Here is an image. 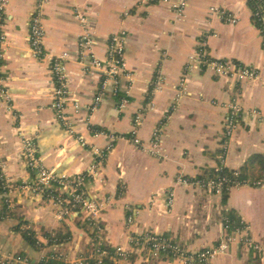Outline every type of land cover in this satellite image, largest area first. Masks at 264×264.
<instances>
[{
	"label": "crops",
	"instance_id": "0c3cea01",
	"mask_svg": "<svg viewBox=\"0 0 264 264\" xmlns=\"http://www.w3.org/2000/svg\"><path fill=\"white\" fill-rule=\"evenodd\" d=\"M183 1L181 12L176 4ZM36 11L46 32L42 56L33 54L29 41L30 18ZM222 12L236 15L238 21H226ZM77 13L85 15L86 24ZM87 28L93 43L81 58L80 41ZM115 33L124 41L126 68L116 82L104 84L105 74L94 59H107ZM0 34L5 36L0 163L14 188L12 214L3 215L6 194L0 184V253H23L34 262L59 254L74 263L93 249V230L82 213L60 220L53 203L17 188L33 179L23 156V136L33 138L47 167L68 175L86 172L97 161L95 147L105 148L116 136L99 174L85 184L91 199L104 202L106 243L126 252L114 264H187L156 254L133 237L153 231L189 251L198 250L215 245L225 234L223 216L229 210L247 223L262 248L249 249L235 241L210 264H264V187L241 185L225 196L179 181L208 175L220 165L244 167L251 179L262 175L264 41L248 0H7ZM206 36L212 57L256 67L258 76L237 80L192 61ZM63 52L71 56V105L79 104L77 113L68 109L71 128L52 106V57ZM184 69L187 92L181 93ZM158 73L164 85L152 92ZM99 94L102 100L93 109ZM233 104L241 110L225 149L224 127ZM139 115L142 122L136 125ZM158 127L162 147L153 154L151 140ZM26 230L35 233L38 246L28 243ZM59 232L70 239L50 242Z\"/></svg>",
	"mask_w": 264,
	"mask_h": 264
},
{
	"label": "built area",
	"instance_id": "2783aa9c",
	"mask_svg": "<svg viewBox=\"0 0 264 264\" xmlns=\"http://www.w3.org/2000/svg\"><path fill=\"white\" fill-rule=\"evenodd\" d=\"M259 6L252 9L253 17L255 21L264 23V0H257ZM185 2L183 1L180 5L176 4V7L182 12ZM7 6V0H0V31L3 28L4 13ZM215 10V9H213ZM223 17L226 21L236 23L238 17L230 13L222 12ZM81 20L86 24V17L82 13H77ZM260 28V27H259ZM263 41H264V28H260ZM45 36L46 32L42 22L41 13L36 11L31 15L30 18V29H29V41L31 45V51L33 54L42 56L45 53ZM207 36L204 37L197 49L196 54L192 57V61L198 62L207 68H211L216 74L220 76L232 77L237 80L253 79L258 76L256 67L246 66L240 63L219 59L212 57L209 54L207 48ZM5 36L0 34V62L3 56V43ZM93 43L91 33L87 28V31L82 35L80 41V54L81 58L86 57L89 53V49ZM71 56L68 52H63L52 57V73L55 82L54 89V100L52 103L59 117L68 127L71 125L68 121V109L72 107L75 113L79 110V104L74 101L71 105V93L69 90V75L67 71V64ZM94 65L98 69H102L105 74V82L117 81L118 77L125 72L126 62L124 54V41L120 33L113 34L108 43V56L107 59L100 61L94 59ZM186 69L183 71V75L180 79L181 93H186L187 73ZM129 75V74H128ZM164 80L160 73L154 81L153 91H159L163 88ZM102 100V95L99 94L95 98L93 109L97 107V104ZM125 101V100H124ZM240 107L237 104L231 105V111L229 112L225 127H224V141L223 145L226 149L228 138L237 127V118L240 114ZM141 115L136 119V125L141 124ZM72 130V129H71ZM161 127L155 129L151 140L153 154L160 153L162 147V131ZM116 136H111V142L105 148L95 147L94 152L97 155V161L88 167L86 172L77 173L74 175H68L65 173H58L54 168L47 167L40 159L37 154V148L33 138L23 136V156L27 162L28 167L33 173V179L31 181L23 182L17 185V188L23 191H28L34 196H40L43 199L53 203L56 209V217L60 220L70 217L76 213H82L83 218L87 225L93 230V243H96V247L92 249V254L89 257L96 255L99 257V263H102V256L108 255L106 249H101L100 246L106 243L104 236V225L101 221V215L104 210V202L91 199L86 191L85 184L91 177H95L101 170V163L106 158L107 154L113 147V140L117 139ZM82 144H86L85 139H80ZM139 141V139H136ZM223 166V165H220ZM219 166V167H220ZM4 164L0 163V180L3 190L6 194L5 202L8 203L9 208L14 207V201L12 198L13 184L11 183L8 176L4 171ZM179 181L185 184H191L194 186L201 187L209 192L223 193V191L230 190L233 187L251 184L255 186L264 187V178L257 179L254 181L239 182L232 180L227 176H217L207 179H187L180 177ZM174 193L171 192L168 204L173 205ZM133 214L128 216V222L133 221ZM225 234L220 238L218 243L212 246H207L198 250L189 251L183 247L180 243L173 240L171 237H165L163 233H157L153 231H145L144 233L133 237V242L138 243L146 249L152 250L156 254H160V251H166L171 253L175 259H181L187 262V264H210L211 261L221 255L228 252L230 245L239 241L249 249H261V245L258 244L249 233L247 223L241 228H236L232 231L228 230V226L225 225ZM126 252L121 248H116L114 259L123 257ZM52 257L67 262L61 255L52 254ZM85 257H81L75 264H81ZM34 261L25 255L16 253H0V264H32Z\"/></svg>",
	"mask_w": 264,
	"mask_h": 264
},
{
	"label": "trees",
	"instance_id": "16d2710c",
	"mask_svg": "<svg viewBox=\"0 0 264 264\" xmlns=\"http://www.w3.org/2000/svg\"><path fill=\"white\" fill-rule=\"evenodd\" d=\"M248 3L251 7V9H255L259 6V2L257 0H248ZM256 24L258 25V27L260 28H264V23L263 22H258L255 21ZM217 176H227L228 178L232 180H236L239 182H245V181H254L257 179H261L264 178V161H263V167H262V175L256 179H251L250 176L248 175L246 168H241V169H229L228 167L225 166H220L218 168H214L212 170L209 171L208 175H201L198 176V179H207V178H212V177H217ZM0 184H1V180H0ZM2 186V185H1ZM229 193V190H224L223 194H225V196H227V194ZM12 214V210L11 208L8 207V203L4 202V209H3V215H9ZM223 221L225 223L226 226H228V230L232 231L236 228H241L245 225V221L242 220V218L235 214L234 211L229 210L227 211L224 216H223ZM94 232L92 234V238H93ZM165 237H170L167 234H163ZM24 237L25 239L28 241V243L31 246H38V240L36 239L35 233L32 230H26L24 232ZM70 239L69 234H65L63 232H59V233H54L53 235L50 236V242L52 243H62L64 241H68ZM96 243H93L92 240V247H96ZM101 249H106L109 253L108 255H104L102 256V262L103 264H114V255H115V251L116 248L110 246L107 243H103L100 246ZM21 255H24L23 253H21ZM160 255L163 256H168V257H172L171 253L166 252V251H160ZM32 264H75V263H68L65 262L64 260H60V259H56L52 256H49L47 258H43L40 261H35ZM81 264H102L99 263V257H97L96 255H93V257H89L86 256L84 261Z\"/></svg>",
	"mask_w": 264,
	"mask_h": 264
}]
</instances>
